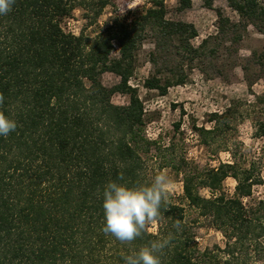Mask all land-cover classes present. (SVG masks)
<instances>
[{
    "label": "trees",
    "instance_id": "16d2710c",
    "mask_svg": "<svg viewBox=\"0 0 264 264\" xmlns=\"http://www.w3.org/2000/svg\"><path fill=\"white\" fill-rule=\"evenodd\" d=\"M213 1L203 6L213 9ZM149 2L92 34L65 32L61 22L79 8L94 24L111 0H14L0 15V113L17 123L0 137V264H125L124 257L164 239L170 243L158 253L161 264H264V179L235 162L166 165L182 175L184 198L221 234V245L200 249L197 221L168 198L155 231L146 223L134 240L120 242L101 230L104 186H145L155 176L152 152L161 147L146 136L144 104L129 83L145 42L152 45L151 70L142 86L160 96L186 84L194 68L222 77L240 67L249 88L264 79V0H227L237 20L214 9L216 32L197 45L192 23L169 17L165 0ZM191 4L176 0L174 11ZM249 25L263 36L262 46L238 56ZM105 73L118 81L104 85ZM115 94L127 103L114 104ZM238 106L208 115L210 129H193L201 139L230 130ZM254 106L262 108L255 135L264 138V91ZM228 177L235 181L231 195L221 191ZM255 186L263 187L261 198H253Z\"/></svg>",
    "mask_w": 264,
    "mask_h": 264
},
{
    "label": "rangeland",
    "instance_id": "374dc122",
    "mask_svg": "<svg viewBox=\"0 0 264 264\" xmlns=\"http://www.w3.org/2000/svg\"><path fill=\"white\" fill-rule=\"evenodd\" d=\"M150 0H111L96 23L89 24L84 18V11L77 8L69 18L61 22L65 32L78 34L81 30L85 34H92L98 28L110 23L113 19L129 17L137 8L149 6ZM191 7L182 11H174L176 0H165L169 9L168 16L174 19L192 23L198 36L192 40L197 45L201 39L216 32L214 9L220 11L232 20H237V14L227 5V0H214L213 9L203 6L202 0H191ZM243 39L236 46L238 56H248L251 51L259 50L263 43V36L250 25L242 31ZM152 48L150 42H145L138 52V65L130 78L129 83L137 87L145 111V133L151 140H156L161 147L153 153L150 162L154 175L165 174L170 182L167 198L184 208L188 220H196L194 227L196 242L200 249L211 247L213 244H222L221 234L208 223V219L199 215L198 210L188 205L182 190V175L171 166L177 165L184 159L188 167H217L220 163L235 162L238 167L255 169L264 179V138L255 135V120L260 115V106L257 109L254 101L257 95L264 91V79H260L249 88L245 82L240 67L226 70L224 76L204 75L199 68L190 72L189 81L184 85H175L168 88L164 96L154 90H147L142 86L143 80L151 70L148 62V51ZM209 67V66H206ZM102 83L112 86L118 78L111 74L102 75ZM114 104H126L125 95L115 94L111 98ZM237 103V113L230 120L231 129L224 127L217 132L201 139L193 127L210 129L212 123L207 117L213 112L221 113L227 106ZM203 139L205 142H203ZM165 148V149H163ZM171 163V166H166ZM160 166L163 168L160 169ZM235 181L228 177L222 184L221 191L227 195L234 192ZM253 198L263 196V187L255 186ZM199 193L209 197L208 188H201ZM149 230H156V223L149 224Z\"/></svg>",
    "mask_w": 264,
    "mask_h": 264
},
{
    "label": "clouds",
    "instance_id": "9594fccd",
    "mask_svg": "<svg viewBox=\"0 0 264 264\" xmlns=\"http://www.w3.org/2000/svg\"><path fill=\"white\" fill-rule=\"evenodd\" d=\"M13 3L14 0H0V15L10 12ZM16 127L15 120L0 113V137H6ZM169 188V179L163 173L155 175L145 186L129 187L109 181L103 189L104 223L101 230L120 242H131L141 234L146 223L159 218ZM174 227L179 229V223ZM169 243V239L151 242L134 255L124 257L125 264H161L158 253Z\"/></svg>",
    "mask_w": 264,
    "mask_h": 264
}]
</instances>
